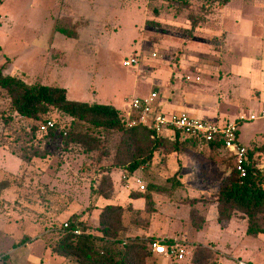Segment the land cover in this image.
I'll return each instance as SVG.
<instances>
[{
    "label": "rangeland",
    "instance_id": "1",
    "mask_svg": "<svg viewBox=\"0 0 264 264\" xmlns=\"http://www.w3.org/2000/svg\"><path fill=\"white\" fill-rule=\"evenodd\" d=\"M253 1L234 0L224 6L209 0H0V68L28 83L64 88L72 101L114 106L126 118L134 98L154 92L166 104L195 108L213 93L231 117L218 121L230 123L238 119L228 100L234 85L232 65L236 57L247 56L231 33L239 20L236 13L249 24L262 14L260 8L246 7ZM60 18L77 23V39L56 33ZM133 57L139 64L124 67ZM226 66L231 68L228 74ZM250 95L258 99V93ZM245 99L247 114L241 115L264 110L262 104ZM10 103L0 89V264H7L15 249L39 242L47 245L42 259L47 264H82L77 256L58 251L61 228L79 215L95 236L109 227L112 236L119 233L126 242L148 245L150 238L179 239L187 255L173 264L244 260L251 239L243 232L247 222L241 214L235 213L231 221L216 218L220 252L209 248L214 244L204 248L186 237L188 231L208 227L212 205L217 210L220 187L234 167L229 154L195 146L166 149L154 155L147 172L139 169L125 180L133 151L121 135L100 134L58 110L32 121L12 114ZM46 119L56 121L54 132L39 131V122ZM262 134L264 118L240 126L241 143L248 150L260 147L251 161L264 175ZM177 172L183 186L167 181ZM139 180L147 191L153 183L166 188L174 184L175 189L171 194L153 193L155 208L148 211L144 199L140 204L130 198L139 190ZM108 206L115 210L107 212L101 224ZM211 225L203 231L206 238L211 234L207 230H214ZM251 246L253 261L243 262L264 264V240ZM28 252L17 251L18 264H38L34 258L25 261ZM166 262L152 251L145 260Z\"/></svg>",
    "mask_w": 264,
    "mask_h": 264
},
{
    "label": "trees",
    "instance_id": "2",
    "mask_svg": "<svg viewBox=\"0 0 264 264\" xmlns=\"http://www.w3.org/2000/svg\"><path fill=\"white\" fill-rule=\"evenodd\" d=\"M209 1L225 6L234 0ZM55 31L67 38L77 39L79 37L77 23L66 18L58 20ZM0 89L5 90L10 96V111L16 116L34 121L58 110L100 134L121 135L133 151L131 162L124 168V171L129 174L125 180H129L139 169L147 172L154 155L162 150L175 151L189 146L199 148L205 146L212 152L224 150L223 143L219 140L205 143L187 138L181 141L179 135L175 140H171L166 137H156L152 131L140 124L128 127L126 116L114 106L72 101L68 98V91L64 88L43 85L38 81L28 83L22 77L5 74L4 68H0ZM259 148L254 147L248 150L245 177L240 176L234 158L231 156L234 163L233 170L223 181L217 196L218 220L220 222L231 221L235 213L241 214L242 219L247 222L246 234L252 238L264 235V175L252 165L251 161L253 152ZM179 174L177 172L167 181L175 183L176 186H183L178 180ZM148 188V191L146 188L144 191H133L134 193L130 194L131 199H144L148 211L150 208L154 211L155 208L153 193L168 192L167 194H171L175 189L174 184L171 188H166L155 183L150 184ZM114 210V207L108 206L102 211L101 224H103L106 213ZM80 216L70 219L66 223L68 226L66 227L65 224L61 228L62 237L58 243V251L77 256L83 262L82 264H145L146 258L151 256L150 245L157 241L155 238L147 239L148 245L137 240L126 242L123 239L124 236L119 233L112 236L109 227L100 230L101 236H95L88 233L87 226L79 221ZM165 242L171 244L172 239L165 240Z\"/></svg>",
    "mask_w": 264,
    "mask_h": 264
},
{
    "label": "crops",
    "instance_id": "3",
    "mask_svg": "<svg viewBox=\"0 0 264 264\" xmlns=\"http://www.w3.org/2000/svg\"><path fill=\"white\" fill-rule=\"evenodd\" d=\"M252 1V0H251ZM246 7H255L260 8V12L262 14L256 16L257 18L249 24L248 22L245 23L243 18L240 17L239 13H236V18H239L238 21H236V30L231 33L232 37L236 39V42L238 43V46L246 51V57L245 58H235L236 63H234L232 66V74L230 77L232 79V82L234 85L232 86V89H228L231 91L228 95V100L232 104L231 107L236 108V117L235 119L239 118L241 114H247L245 109L248 107V103L245 98H251V102L253 103H259L262 104L264 107V0H254L253 2H249V4ZM244 8V7H242ZM238 15V16H237ZM59 34V33H57ZM240 49V50H241ZM241 50V51H242ZM253 51V55L249 54L250 51ZM245 54V53H244ZM237 55V53H236ZM241 54L239 53V56ZM227 73L231 72L230 66H226ZM7 71V70H6ZM5 72V71H4ZM256 92L258 93V99H254L251 97L250 93ZM150 95V94H149ZM148 95V96H149ZM159 96V95H158ZM147 97V96H146ZM244 101V102H242ZM220 99L219 96L212 94L207 95L205 101H202L200 103V106L195 107H182L180 105H172V104H166L164 101H161L158 97L156 104L158 107H160V110L166 113H173V112H180L185 111L190 113L191 115L195 117H199L201 119H207L215 123L223 124L224 122H219L218 120L224 121L227 119H230L227 114L220 108ZM171 110L170 112H167L168 110ZM263 111V110H262ZM261 111V112H262ZM242 116V115H241ZM263 119V118H261ZM259 120V119H258ZM240 133V131H239ZM264 135V134H262ZM239 134H238V140H239ZM241 143V141L239 140ZM242 144V143H241ZM244 145V144H242ZM246 146V145H244ZM248 147V146H246ZM201 149H208L207 147H202ZM215 152H223L226 154H229L231 157V154L228 153L225 150L215 151ZM127 188V187H126ZM130 189V186L129 188ZM138 190V189H137ZM136 191V190H135ZM143 199L140 198L138 200H133V202H140L142 204ZM208 227H205L204 230L198 232L195 231L194 233L188 231V234L186 237L190 238L192 241H196L199 245H202L204 248H208L207 245L214 244V247H209L212 250L219 251L220 252V245L218 241L220 232L217 229V226L220 228V225L217 224L215 221L218 217V213L216 210L215 205H212V208L208 211ZM214 219L213 222L212 219ZM212 222L214 225H211ZM211 227L214 229L212 231H208L209 238H206L203 236L204 232L207 228ZM244 225V224H243ZM245 228L243 229V232H245V235L247 238L251 239L248 243L249 246L247 248H244L243 251V261L252 262V257L254 255H251V249L249 250V247H252L251 245L257 240L262 241L264 240V235L259 236L258 238H252L247 236L246 229L247 225H244ZM245 230V231H244ZM201 234V235H200ZM212 235V236H211ZM177 236V235H175ZM183 236V235H181ZM219 238V239H217ZM253 240V241H252ZM47 245L44 243H37V244H26L24 246H21L17 249H15L14 253L10 255L9 260L7 261V264H18V261L14 258V255L17 253V251L20 248H28L29 252L26 254L25 261L32 262V259L34 258L35 262L38 264H47V261H43L45 255L47 254L46 247ZM260 250V249H258ZM257 250V251H258ZM37 253V255H36ZM158 256V255H157ZM43 259V260H42ZM173 264L174 262H178L176 260H168V264ZM30 264V263H29ZM167 264V262L165 263ZM253 264V263H252Z\"/></svg>",
    "mask_w": 264,
    "mask_h": 264
},
{
    "label": "built area",
    "instance_id": "4",
    "mask_svg": "<svg viewBox=\"0 0 264 264\" xmlns=\"http://www.w3.org/2000/svg\"><path fill=\"white\" fill-rule=\"evenodd\" d=\"M138 64L139 60L136 57L129 58L123 63L126 68L136 67ZM158 97V93L154 92L147 97L134 98L129 105V111L127 113L128 127L140 124L152 131L156 137H166L171 140H175L177 135H179L181 141L187 138H193L205 143L219 140L223 143L224 150L233 156L236 169L240 173V176H246L247 169L245 166L248 161V148L238 140L240 126L243 122L256 121L264 118V110L260 115H242L236 121L219 124L207 119L195 117L185 111L173 113L163 112L156 104ZM38 128L41 133L48 134L57 129V123L52 119H46L45 121L39 122ZM63 135L67 136V131H64ZM137 182L139 191H144L146 189L145 184L141 180ZM65 226L67 227L68 225L66 224ZM76 234L80 233L76 232ZM165 240H157L151 243L150 247L154 254L163 256L168 260L184 261L187 252L182 248L181 241L179 239H172L171 244H166ZM238 264L249 263L240 261Z\"/></svg>",
    "mask_w": 264,
    "mask_h": 264
}]
</instances>
